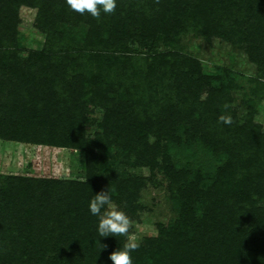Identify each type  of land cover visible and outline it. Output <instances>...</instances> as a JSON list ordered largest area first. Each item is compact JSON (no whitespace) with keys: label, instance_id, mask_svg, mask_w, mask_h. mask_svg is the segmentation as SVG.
Masks as SVG:
<instances>
[{"label":"trees","instance_id":"1","mask_svg":"<svg viewBox=\"0 0 264 264\" xmlns=\"http://www.w3.org/2000/svg\"><path fill=\"white\" fill-rule=\"evenodd\" d=\"M167 1L169 5H162L177 17L171 26L160 20L162 29L156 20L151 21L152 10H156L151 0H117L115 13L107 15L102 12L99 21L88 13L81 15L72 11L66 0H0V134L11 136L9 132L12 130L14 137L11 138H26L32 130V121L47 120L50 130H47L46 140L89 151L88 179L85 182L61 178L67 181L57 192L45 186L50 183L47 180L37 182L19 176L0 185V264H88L90 259L99 260L100 264H112L110 253L123 247L124 236L98 235V217L89 209L90 200L103 189L97 187V166L93 159L98 142L88 141L83 133L86 100L94 96L93 103L107 107L108 112L115 103L117 112L113 114L121 113L125 107L123 103L127 102L132 113L135 106L142 107V99L147 95L151 100L155 96V99L171 102L179 89H183L180 93L188 95L194 89L203 88L202 82H207L209 77L203 74L197 63L186 67L185 63L193 60L186 54L172 50L150 54L130 45L147 44L149 39L157 38L166 41L174 31L179 33L180 16L189 8L177 7L180 0ZM219 1L222 3H219L218 18L221 22L209 24L205 20L207 31H217L230 41L245 42L251 60L257 64V75L264 79V0ZM206 3L215 6L218 0H206ZM24 6L36 9L34 27L44 35L41 48L28 50L18 43L21 8ZM146 8H151V13ZM59 24L62 25L57 28ZM63 25L70 35L78 31L77 36L85 34L83 39H77L83 40L84 44L87 41L89 45L78 46L73 38L67 39ZM209 25L212 28H208ZM77 26L80 28L75 30ZM155 30L160 32L158 37H155ZM93 47L97 50L93 51ZM94 60L98 69L87 65ZM146 60L161 63V71L144 74ZM123 73H131L133 81L144 80L143 89H137L135 85L119 87L123 84L119 74ZM20 83L29 95L28 102L33 101L34 107H29L26 113L19 105L7 103L9 98L6 99L5 89ZM131 89L138 94L135 95L138 97L135 106ZM121 91L123 95L118 96ZM181 96V104L187 110L192 104L187 103L189 98ZM222 99L225 101V96ZM218 104L202 108L201 113L188 114L204 115L202 122L206 117L213 118L218 128L215 114L218 113ZM17 111L18 115L24 113L9 117L15 116ZM137 118L142 122L140 115ZM226 126L221 125L222 132L226 131ZM59 128L64 130L61 134L66 137L62 141L57 139ZM155 131L159 132L158 129ZM99 136L101 143L106 142L104 135ZM144 164H151V171H172L169 167L162 168L154 157ZM244 164L248 167L247 162ZM261 175H264V167ZM137 181L140 180L130 178L112 188L116 199L123 200L130 211L138 200ZM26 183L30 187L21 190ZM250 183V186L238 190L237 200L241 205L234 222L229 219L232 210L224 212L223 207L228 204L225 202L236 207V201L212 195V188L197 190L195 194L202 201L204 220L199 218L190 225L178 212V223H183V230L177 232L165 225L159 226L157 234L146 237L145 245L131 253L133 264H264V204H255V201L264 203V180ZM195 190H185L191 200ZM180 195L184 197V193L180 192ZM255 197L258 198L255 200ZM252 202L254 208L250 206Z\"/></svg>","mask_w":264,"mask_h":264},{"label":"rangeland","instance_id":"2","mask_svg":"<svg viewBox=\"0 0 264 264\" xmlns=\"http://www.w3.org/2000/svg\"><path fill=\"white\" fill-rule=\"evenodd\" d=\"M152 1L156 10L146 8L148 13H151V10L153 12L151 21L156 20L162 29L164 27L159 23L160 20L170 26L174 24L176 14L166 10L162 5L163 3L169 5V1ZM219 3L218 0L217 5L213 6L207 4L206 0H183V2L180 0L179 4L176 3L177 7L189 9L180 16L178 34L174 31L172 37L166 41L157 38L149 39L147 44H130L134 49L138 48L149 53L172 50L186 54L195 62L188 61L185 66L189 67L197 63L203 74L209 77L207 82H202L201 90L193 88L194 92L186 95L182 91L179 92L183 89H179L173 94L171 102L155 99V96L151 100L147 95L142 99V107L137 108L135 101H138V97L135 95L138 94L131 89V99L135 106L132 113L127 107V102L123 103L125 107L121 113L113 114L117 112L114 110L115 103L108 112L107 107L93 103L94 96L86 100L83 133L88 141L98 142L94 147L95 153L93 152L98 174L97 187L106 190L109 187L115 188L121 185V181L130 178L140 180L135 182L138 183L136 185L138 200L132 205L131 211L123 200L118 201L115 193H112L113 203L133 221L132 231L140 245H145L146 237L157 234L158 227L162 225L181 232L183 223H178L180 218L178 212L184 215L186 223L190 225L198 222L199 218L203 219L202 201L195 194L201 189L212 188L210 190L212 195L216 194L236 201V207L231 202H225L228 203L225 204L226 207L222 206L224 212L232 210L229 219L234 222L239 214L238 207L241 205L237 200L238 190L240 191L245 185L250 186L251 181L264 180V175H261L264 167L262 82L264 79L257 75V64L251 60L250 50L245 42L240 40H232V42L219 35L217 31H207L205 20L209 24L213 21L221 22L218 19ZM35 16V8L28 6L21 8V32L18 43L28 50L41 48L44 41V35L34 27ZM61 25L59 24V27L57 25V28ZM62 28L67 39L73 38L72 41L78 46L89 45L87 41L84 44L83 40L77 39H83L85 34L81 33V37L77 36L78 31L70 35L68 29H64V25ZM79 28L77 26L72 31ZM208 28L212 26L209 25ZM158 33L160 34L155 30V37H158ZM94 50L97 49L93 47ZM87 65H92L89 66L91 69H98L95 60ZM161 69L162 65L158 61L146 60L143 73L150 74L152 70L160 72ZM119 76L122 77L120 80L123 82L119 87L125 88L129 85H135L137 89L144 87V80L133 81L131 73H123ZM141 77L145 78L143 75ZM21 86L20 83L18 86L13 85L5 89L6 99L9 98L7 103L19 105L26 113L29 107L34 106L33 101L28 102L29 95ZM122 93V91L118 93V96H122ZM195 93H198L197 97ZM222 94L225 96V101L222 99ZM181 95L189 98L187 103L192 104L187 110L181 104L183 101ZM218 101L220 104L217 103ZM217 104L218 113H215L217 118L220 115H230L233 119L231 125L225 124V132L221 131V125L224 123L219 122L218 119L216 124L220 127L216 128L213 118L206 117L202 122L204 115L198 114L201 118L195 115L201 113L202 108H210L207 106ZM19 115L17 111L15 116L9 117L14 118ZM138 115L143 118L142 122L137 121ZM46 121L41 119L32 121V130H29L32 135L28 132L26 138H11L14 137L12 130L9 132L11 136L0 134V185H6L11 182V177L19 176L37 182L47 180L50 183L45 186L57 192L67 181L61 178L87 181L88 149L46 140L47 130H50ZM58 131L60 135L57 139L62 141L66 138L61 134L64 130L59 128ZM99 134L106 137V142L99 141ZM147 154L151 156L148 157ZM152 157L162 168L169 167L172 171L166 173L155 169L151 171V164L144 163ZM244 162L248 163V167ZM28 187H30L29 183L23 184L21 190ZM188 188L196 189L192 200L191 196L188 198L186 195ZM180 192L184 193V197ZM202 194L200 193L201 196ZM257 198L255 197V200ZM255 204L259 206L264 203L255 201ZM250 206L254 208L253 202ZM88 264H100V261L90 259Z\"/></svg>","mask_w":264,"mask_h":264},{"label":"clouds","instance_id":"3","mask_svg":"<svg viewBox=\"0 0 264 264\" xmlns=\"http://www.w3.org/2000/svg\"><path fill=\"white\" fill-rule=\"evenodd\" d=\"M66 4L72 11L81 15L88 13L98 21L102 12L111 15L117 8V0H66ZM218 121L228 125L233 123L230 115H220ZM112 191L109 187L95 194L90 200L89 209L92 215L98 217L97 232L100 237L124 236L126 238L122 248L110 253L109 259L112 264H133L131 253L138 250L141 245L132 231L131 218L113 203Z\"/></svg>","mask_w":264,"mask_h":264}]
</instances>
